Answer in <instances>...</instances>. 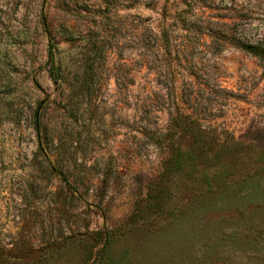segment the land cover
<instances>
[{
  "label": "rangeland",
  "instance_id": "obj_1",
  "mask_svg": "<svg viewBox=\"0 0 264 264\" xmlns=\"http://www.w3.org/2000/svg\"><path fill=\"white\" fill-rule=\"evenodd\" d=\"M243 46L264 0H0V264H264Z\"/></svg>",
  "mask_w": 264,
  "mask_h": 264
},
{
  "label": "trees",
  "instance_id": "obj_2",
  "mask_svg": "<svg viewBox=\"0 0 264 264\" xmlns=\"http://www.w3.org/2000/svg\"><path fill=\"white\" fill-rule=\"evenodd\" d=\"M44 30L46 32V34L48 35V37H50V31L48 29L47 23H44ZM244 50H248L249 52L253 53L256 56H261L262 57V53L261 51H259V49L261 50V48H257V47H251V46H243ZM49 58H48V62L46 63L47 67H48V76L51 79V81H53L54 83L57 82L60 78V66L57 64V61L54 58V53H53V49L52 46L49 45ZM34 130L36 132V139L37 141L40 140V135L39 133V125H38V120L35 118L34 121ZM196 137V135H193ZM40 148V147H39ZM181 155L182 153L179 151H175L173 153H171L170 157L165 161L164 163V169L163 171L165 173H168L172 170L175 169L180 163H181Z\"/></svg>",
  "mask_w": 264,
  "mask_h": 264
}]
</instances>
